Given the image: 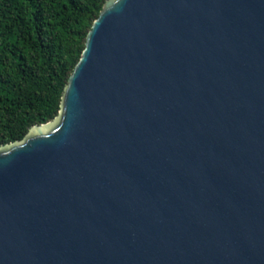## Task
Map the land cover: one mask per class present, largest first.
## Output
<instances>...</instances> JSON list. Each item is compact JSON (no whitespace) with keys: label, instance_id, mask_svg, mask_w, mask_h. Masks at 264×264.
Listing matches in <instances>:
<instances>
[{"label":"water","instance_id":"1","mask_svg":"<svg viewBox=\"0 0 264 264\" xmlns=\"http://www.w3.org/2000/svg\"><path fill=\"white\" fill-rule=\"evenodd\" d=\"M0 264H264V0H106L0 146Z\"/></svg>","mask_w":264,"mask_h":264},{"label":"trees","instance_id":"2","mask_svg":"<svg viewBox=\"0 0 264 264\" xmlns=\"http://www.w3.org/2000/svg\"><path fill=\"white\" fill-rule=\"evenodd\" d=\"M106 0H0V146L59 112Z\"/></svg>","mask_w":264,"mask_h":264}]
</instances>
